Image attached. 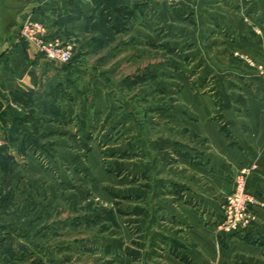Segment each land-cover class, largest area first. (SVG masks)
Segmentation results:
<instances>
[{
	"label": "crops",
	"instance_id": "obj_1",
	"mask_svg": "<svg viewBox=\"0 0 264 264\" xmlns=\"http://www.w3.org/2000/svg\"><path fill=\"white\" fill-rule=\"evenodd\" d=\"M133 2L151 15L147 16L148 20L152 19L156 26L163 27L166 20L160 0ZM196 2L203 8L211 4L207 0ZM182 4L185 8L190 6L187 0ZM221 4L235 10L234 14L221 11L217 17L222 24L218 33L221 41L211 50L219 54V68L202 67L208 75L213 72L212 77L216 79L212 93L196 95L181 89L172 103V112L153 117V122L150 116L148 118V126L158 124L161 127L165 123L170 131L169 138H160L152 144L151 162L140 144L145 160L141 159L138 173L146 182L138 195L146 200L150 194L147 182L154 181L151 197L156 231L175 241L179 247L177 254L180 255L177 256L172 255L165 245L157 244L154 257L158 264H264V0H220L217 6L221 7ZM93 16L92 0H0V149L4 148L10 158L6 163L7 171L0 168V183L10 180L9 169L17 164V157H22L21 145L32 120L42 118L38 131L56 136L52 137V143L57 148H67L61 135H68L76 127L86 129L81 120L89 109L92 111L89 117L92 131H95L93 127L102 124L104 134L114 128L133 134L132 117L114 112L111 109L115 104L114 97H105L96 82L86 86L72 85L70 90L74 98L67 97L63 85L67 66L47 59L19 39L21 24L30 17L47 26L49 35L62 41H73L77 54H81L85 52L82 50L86 44L84 39L92 33L89 28L95 23ZM203 17L208 23L212 18L216 19L210 14ZM133 27L130 26L126 34L133 33L137 40L146 38V22L137 27L138 30ZM176 28L169 33L177 35L181 32L188 37L189 30ZM83 67L85 65L80 68ZM111 67L109 69L113 70ZM92 69L98 70V66L94 65ZM232 71L234 77L229 74ZM204 80L205 77L198 83H204ZM159 84L158 91L163 87L162 83ZM70 102L76 103L74 110ZM104 102H107L106 106ZM46 104H58L60 108L49 111L46 116ZM27 109L34 111V118H29L20 127L15 119L20 115L19 111L26 112ZM67 119L75 120L70 128ZM131 143L130 139L124 147L129 148ZM150 163H153L152 167ZM113 165L116 172L129 170L132 173L129 165L127 169L125 164ZM251 165H255V169L247 180V191L262 205L253 208L256 222L244 227L238 237L230 238L207 225L202 214H216L221 199L232 190L234 175ZM133 171L134 174L136 169ZM12 204L15 205L10 201ZM73 205L75 201L72 209ZM15 211L18 212L17 231H24L25 221L28 229L39 222V214L31 213L28 207L16 206ZM0 215L3 216L1 212ZM160 215L165 222L171 220L184 226V232L168 227ZM67 225L77 227L75 222H65ZM37 235L44 239L42 232ZM14 240L21 248L34 245L33 241L23 244L17 238Z\"/></svg>",
	"mask_w": 264,
	"mask_h": 264
},
{
	"label": "rangeland",
	"instance_id": "obj_2",
	"mask_svg": "<svg viewBox=\"0 0 264 264\" xmlns=\"http://www.w3.org/2000/svg\"><path fill=\"white\" fill-rule=\"evenodd\" d=\"M160 1L166 20L162 28L156 26L152 19L148 20L147 16L151 15L139 8L142 15L133 24V30H138L137 27L146 22V38L137 37V40L133 33L113 35L107 29L94 25L89 28L92 32L90 36L84 39L86 44L82 50L85 52L81 54H77L73 41L65 39L64 42L73 48V59L65 64L67 78L63 85L66 86V96L74 98L70 90L72 85L86 86L96 82L105 97H114L115 104L111 106L114 112L132 117L134 132L114 128L104 134L101 123L92 131L89 119L92 111L89 109L81 120L86 129L83 131L76 127L68 135H61L67 148H57L52 143V137L56 136L38 131L42 118L32 120L20 149H24L25 153H20L22 157H17V164L9 169L10 180L0 183V212L3 214L0 215V220H3L0 224H3L2 234L11 235L23 244L33 241L34 245L24 248L16 246L17 256L6 257L3 264H33L37 260L44 264H158L154 257L157 244L165 245L172 255H180L177 254L178 244L156 231L151 197L154 194V181L147 182L150 194L146 200L138 195L140 187L146 182L138 173L141 159L145 160L143 154L146 153L151 162L152 144L160 138L170 137L169 127L165 123L161 127L158 124L148 126V118L150 116L153 122V117L172 112V103L183 88L196 95L212 93L216 79L212 77L213 72L208 75V71L202 67L210 65L211 68H219V54L211 50L221 41L218 33L222 24L217 17L221 11L234 14L235 8L222 4L221 7L217 6L220 0H207L211 1L208 8L199 6L196 0H187L188 8L182 4L185 0ZM206 14L216 19L212 18L208 23L203 17ZM165 25L172 29L167 30ZM177 26L189 30L188 37L181 35V32L177 35L169 33ZM155 34L158 35L157 39ZM231 58L234 59V56ZM81 65H85V68H80ZM94 65L98 66V70L92 69ZM110 66L113 70L109 69ZM234 73L229 72L232 77ZM204 77V83H198ZM159 83L163 84L161 93L158 91ZM74 105L72 110L75 109ZM57 107L60 108L58 104H46V116ZM22 112L19 111L20 115L15 119L20 127L35 115L33 110ZM74 121L67 119L68 128L72 127ZM130 139V147L125 148V143ZM113 163L125 164L126 169L130 166L132 173L129 170L116 172ZM150 164L152 167L153 163ZM133 168L136 169L134 174ZM2 171L6 172L7 167ZM239 172L234 175L233 182ZM229 194L221 199L216 214H202L206 224L218 232L221 206ZM255 200L257 204L249 209L253 219L246 227L256 222L253 208L262 205ZM10 201L15 205H10ZM16 206L28 207L31 213H38L39 222L28 229L25 221L24 231H17ZM7 211L10 214L6 215ZM162 219L168 227L184 232V226ZM65 222H75L77 227L65 226ZM242 230L235 235H226L238 237ZM40 232L44 239H39L37 233ZM193 249L197 250L196 247ZM17 258L18 261H14Z\"/></svg>",
	"mask_w": 264,
	"mask_h": 264
},
{
	"label": "built area",
	"instance_id": "obj_3",
	"mask_svg": "<svg viewBox=\"0 0 264 264\" xmlns=\"http://www.w3.org/2000/svg\"><path fill=\"white\" fill-rule=\"evenodd\" d=\"M19 39L35 48L49 60L65 65L72 59V45L49 35L47 26L30 17L22 23ZM254 169L255 165L246 167L235 177L233 190L221 206L220 223L217 226L220 232L235 235L253 219L249 214V209L252 205L257 204V201L247 193L246 187L247 179Z\"/></svg>",
	"mask_w": 264,
	"mask_h": 264
},
{
	"label": "trees",
	"instance_id": "obj_4",
	"mask_svg": "<svg viewBox=\"0 0 264 264\" xmlns=\"http://www.w3.org/2000/svg\"><path fill=\"white\" fill-rule=\"evenodd\" d=\"M92 3L95 9L93 16L95 18L94 25L107 29L113 35L126 34L129 27L136 24L142 15L139 5L134 3L133 0H92ZM5 153L4 148L0 149L1 169H6V163L10 160ZM20 153H25L24 149ZM2 229L0 227V262H6L4 260L6 257L14 258L16 245L14 237L2 234ZM17 247L21 248V246ZM2 256L4 257L3 260H1ZM33 264L43 263L37 260Z\"/></svg>",
	"mask_w": 264,
	"mask_h": 264
}]
</instances>
